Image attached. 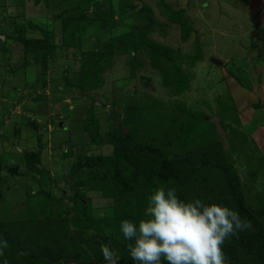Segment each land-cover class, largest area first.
<instances>
[{
    "label": "rangeland",
    "instance_id": "obj_1",
    "mask_svg": "<svg viewBox=\"0 0 264 264\" xmlns=\"http://www.w3.org/2000/svg\"><path fill=\"white\" fill-rule=\"evenodd\" d=\"M178 11L194 29L185 41L187 21ZM176 12L179 22L171 20ZM0 36L6 41L0 40L6 58L0 66L10 68L8 60L16 81H34L49 94L71 83L73 99L80 100L100 71L97 98L81 105L84 116L74 109L80 115L71 139L46 136V159H39L44 172L24 169L21 154L0 153V222L14 227L9 233L16 239L21 224L40 229L46 219L44 229L55 224L71 243L64 260L83 255L98 264L106 256L102 264L125 258L138 264L143 255H157L161 264L167 259L158 255L156 232L174 243L206 242L230 258L234 241L249 236L238 239L240 231L226 219L237 227L240 218L250 228L245 233L264 231V0H0ZM14 39L36 43L25 51ZM46 101L41 98L42 107ZM19 106L9 115H19ZM108 135L120 144L108 143ZM6 136L12 137L9 130ZM207 148L216 154L200 169L196 191L174 188L178 165L166 162L153 171L159 158L190 152L199 166L202 158L192 151ZM217 166L238 175L243 208L253 215L239 213L238 199L211 206L198 200L208 191L217 200L224 190ZM135 206L140 219L128 212ZM176 264H188L185 255Z\"/></svg>",
    "mask_w": 264,
    "mask_h": 264
},
{
    "label": "trees",
    "instance_id": "obj_2",
    "mask_svg": "<svg viewBox=\"0 0 264 264\" xmlns=\"http://www.w3.org/2000/svg\"><path fill=\"white\" fill-rule=\"evenodd\" d=\"M145 9H143L144 11ZM142 11V12H143ZM145 12V11H144ZM182 13V18L186 22V28L183 31L182 39L185 41L187 37L193 32V26L188 17L185 15L184 11H178ZM146 15V20H150L149 17ZM178 16H180L179 13H174V16L171 17V20L177 21ZM187 19H186V18ZM145 27V26H144ZM17 43H19V39H14ZM23 46L24 50L26 51L28 48L27 44H35L33 41L30 40H24ZM33 49V48H32ZM30 49V50H32ZM29 50V49H28ZM35 50V49H34ZM93 84V83H92ZM94 85H92L91 89ZM87 89V90H88ZM213 127L215 128L214 124ZM108 143L117 145L120 144L119 142H115L113 139V135H108V138L106 139ZM126 142V140H124ZM192 153L196 155L201 156V160L199 161V166H194V157L190 153L185 154L184 156H179L178 160L166 159L163 161H160V158L156 161L155 165L152 167L153 171H158V169L162 168V163L166 164L168 162L170 165H178V172H176V180L175 182H178L180 186H174V188L180 193L182 190H186L189 192L196 191L193 190L197 186V183L195 180L197 179V175L199 173H202L200 169H206L208 162H211L213 157L216 153H214L213 149H205L200 150L196 149L192 151ZM190 156L191 160H188V157ZM37 160V163L35 164V158ZM24 159L26 168L30 169L33 173L37 174L39 172H44L43 169L40 168L39 165V159H40V149L37 151L36 155L32 153H24ZM162 159V158H161ZM177 161L179 163H177ZM217 163H214L216 165ZM1 168V166H0ZM223 167L217 166L215 171H220L222 173L220 176L224 178V185L221 187L224 190L219 193L220 195H217L218 199L214 200L213 197L210 196L211 192H205L202 194V196L198 199L202 202H204L207 206H211L218 202V200L226 201L227 199L233 200L237 199L240 201L241 204L239 206V213L244 211L245 214L253 215L247 210H244L243 204H242V196H241V188H240V182L238 175L232 170L225 169L223 171ZM1 172V170H0ZM225 173H230V175H226ZM16 174V173H15ZM225 175V176H224ZM156 178H158L156 173ZM188 177L189 180L185 181L183 178ZM207 184V181H203ZM201 187V185H199ZM207 194L208 196H205ZM193 198L197 199L194 197ZM129 213H132V218L137 217L140 219V213L137 206L133 207ZM188 214V212L186 213ZM131 218V217H130ZM131 220L133 221V219ZM235 224H237V227L232 222H229L226 219V222L228 226H231L232 229L240 231L235 236L239 239L240 235H248L249 239L247 240H236L232 244L231 247L234 251H229L230 258H226L223 256V254L219 250H215L216 248L208 245L206 242H194L187 239H183L181 241H178L174 243V241H166L163 239V232H156L155 241L154 243L159 249V254H163L165 259H167L164 263L161 264H176L181 260V257L185 255V258L187 260L188 264H264V242L261 236L264 237V231L260 227L256 229H253V232L251 233H245L246 230H250L249 227H245L244 221H241L240 218H236ZM43 224H41V228L38 229L36 226L33 225V223H29L28 221L24 224H21L20 228V238L16 239L13 234H10L9 231L12 230L14 227L9 226L8 228L3 225L2 222H0V258L4 257V264H93V261H86L83 259V255L77 256L79 258H72L68 257L66 260L63 259V253L67 252L71 249V243L64 242V237L59 232V229L54 225H51L47 227V229L43 228L44 224H49L50 221L43 219L41 220ZM54 223L56 221H53ZM11 224V223H7ZM134 224V222H133ZM259 225V224H258ZM27 227L30 231H27ZM52 227L54 228L53 236L51 234ZM184 232L187 233L188 229L184 226ZM8 238V239H7ZM200 242V243H199ZM152 246V245H151ZM189 250V252H188ZM234 253V254H233ZM179 255V257L174 259H168L166 257L173 256V255ZM157 255H152L149 257V255H143L141 256V263L138 264H156V258ZM111 257L101 256L99 258L98 264H102L105 260ZM88 259V257H87ZM64 260V261H63ZM75 261V263H71L70 261ZM125 263L122 264H133V262H130L127 258L124 259ZM232 260V261H231ZM1 264V263H0ZM115 264H121V262L116 261ZM158 264V263H157Z\"/></svg>",
    "mask_w": 264,
    "mask_h": 264
},
{
    "label": "crops",
    "instance_id": "obj_3",
    "mask_svg": "<svg viewBox=\"0 0 264 264\" xmlns=\"http://www.w3.org/2000/svg\"><path fill=\"white\" fill-rule=\"evenodd\" d=\"M0 38L2 42H6L4 37L0 36ZM1 55L2 51L0 49V65L1 61L6 59L5 51L4 59H2ZM5 65H8L10 68L7 69V67L3 65L0 66V70L1 68L4 70V73L2 72L0 74V153H4L5 155L9 154L10 157L14 159L20 158L21 154L23 158L21 166L25 169L26 164L23 150L25 153H28L33 149H40V160H42L46 159V155H44L45 157H41V150L47 149L46 141H48V139H46V136L51 132H55V134H59L61 137L65 134L71 139V126L78 120L80 115L75 116L74 109L80 108L84 116L86 107H82L81 105L83 104L86 106V103L90 101L92 96L97 98L95 94L100 91V71H98V69L94 70V75L97 77L94 78L96 86L92 87V90L88 89L87 94H85L86 96L82 99L74 100L73 98L76 96L75 94L77 92L73 88V84L69 83V86L65 83H60L59 85L56 83L55 85H57L59 92H57V89L53 88L52 94H49L44 88H38V85L34 81L30 83L23 80L16 81L13 75L9 73V69H11L12 65L9 64L8 60L5 62ZM14 69L15 68L12 67V70ZM50 74H52L51 78L55 77L54 73ZM58 75L60 76V73H58ZM97 75H99V78ZM56 79L59 80V78ZM55 85L53 83L51 86L55 87ZM35 97H38V99ZM25 98H28L26 102ZM41 98L47 100L43 107L40 104ZM15 103L20 105L19 110L21 113L19 115H9V111L16 105ZM63 114L65 117L63 118L64 120L62 119ZM57 115H60L59 118L61 119L58 120ZM31 117H34V119L31 120ZM7 130H9V134H12V137L6 136ZM84 139L87 141L86 136H84ZM44 152L46 153V151ZM65 152L66 151H62V153Z\"/></svg>",
    "mask_w": 264,
    "mask_h": 264
},
{
    "label": "water",
    "instance_id": "obj_4",
    "mask_svg": "<svg viewBox=\"0 0 264 264\" xmlns=\"http://www.w3.org/2000/svg\"><path fill=\"white\" fill-rule=\"evenodd\" d=\"M216 64H217V65H220L221 63H220V61H216ZM211 123L214 124V126H215V130H216L217 134L219 135V137H220V138L223 140V142H224L223 147L226 148V146H227L226 143H225L226 138H225L224 130H223L222 126H221L220 123H219V118H218V117H214V118L211 120ZM70 262L73 263V261H70Z\"/></svg>",
    "mask_w": 264,
    "mask_h": 264
}]
</instances>
